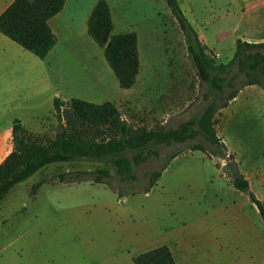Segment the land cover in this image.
I'll list each match as a JSON object with an SVG mask.
<instances>
[{
	"label": "rangeland",
	"instance_id": "rangeland-1",
	"mask_svg": "<svg viewBox=\"0 0 264 264\" xmlns=\"http://www.w3.org/2000/svg\"><path fill=\"white\" fill-rule=\"evenodd\" d=\"M110 1L116 29L140 38L135 86L119 88L104 56L92 53L97 46L89 39L81 44L91 53L86 61L71 58L59 45L60 92L76 98L100 95L118 108L127 131L85 135L95 144L108 136L151 133L158 138L140 164H135V148L118 144L108 154L96 149L91 157L50 165L21 183L0 204V264H134L133 257L160 246L170 249L176 264H214L218 257L225 264L232 252L218 246V234L239 228L234 213L246 216L250 225L256 221L246 196L225 174L235 161L218 135L236 146L248 141L259 148L264 89L250 85L254 78L239 75L236 64L221 75L209 68L202 73L195 42L186 41L164 0ZM194 1L191 14L181 9L187 22L196 34L194 22L224 36L225 42L214 47L218 59L209 48L212 55L207 51L206 56L226 63L234 52V2ZM256 21L264 23V12ZM214 76L218 83L212 88L206 78ZM241 91L231 108V96ZM74 133L79 136L81 130ZM97 172L107 174L101 183L94 182Z\"/></svg>",
	"mask_w": 264,
	"mask_h": 264
},
{
	"label": "trees",
	"instance_id": "trees-1",
	"mask_svg": "<svg viewBox=\"0 0 264 264\" xmlns=\"http://www.w3.org/2000/svg\"><path fill=\"white\" fill-rule=\"evenodd\" d=\"M65 2L66 0H14L0 14V33L38 59L45 60L57 43L48 21L62 11ZM164 2L186 41L190 42L191 39L195 42L199 67L205 69L201 71L202 73H206V68H209L210 71H217V74L221 75L229 66L236 64L239 75L246 79L254 78V84L250 85H260L264 89V43L237 41L234 56L227 65L219 63L216 58L210 60L205 53L208 49L202 46L197 34L187 22L178 0H164ZM87 36L97 48L103 50L104 59L119 88L123 90L133 88L141 65L137 33L130 31L113 34L111 12L106 0H98L91 11L87 20ZM252 50L254 52L249 53ZM208 52L212 55L210 51ZM213 78L206 79L207 83L215 88L218 78L217 76ZM222 80L220 84L223 83ZM220 88L222 90L221 85ZM236 95L237 93L233 94L230 100ZM62 107L64 109L61 112ZM53 109L62 132L50 141H42L39 137L31 139L19 124H14L12 132L14 150L0 164V203L17 184L26 181L47 165L91 157L96 149H104V153L108 154L109 149L118 144H123L127 149L135 148V164H140L149 158L147 150L158 138L147 133L140 136H108L107 141L102 140L99 144L89 141L90 136L85 135L91 132L125 134L127 131L118 108L109 101L94 104L75 98L67 102L55 99ZM67 129L70 130L69 133ZM75 129L81 130V135H76ZM217 143L220 144V140L211 144L216 147ZM220 146L224 149L223 144ZM229 159H232L231 156ZM225 174L233 188L245 194L256 206L264 222V207L249 192L248 182L239 173L236 164L233 168L227 169ZM160 175V172L153 174L148 190L156 184ZM103 177H107L105 172H97L94 182L101 183ZM39 186L38 184L32 187V194ZM132 261L134 264H176L170 249L166 246L145 251L133 257Z\"/></svg>",
	"mask_w": 264,
	"mask_h": 264
},
{
	"label": "crops",
	"instance_id": "crops-1",
	"mask_svg": "<svg viewBox=\"0 0 264 264\" xmlns=\"http://www.w3.org/2000/svg\"><path fill=\"white\" fill-rule=\"evenodd\" d=\"M13 1L0 0V14ZM97 1L66 0L62 11L48 21L49 27L57 38V43L45 60L38 59L0 33V164L14 150L12 138L14 124H19L29 135L48 136L53 139L58 134L60 122L57 120L53 109L55 99L67 102L75 98L94 104L108 101L107 99L101 101L100 95L83 94L76 98L73 93L66 90L60 92L62 81L60 76H55L57 70L56 55L59 45L63 46L64 51L73 59L80 61L91 59V53L86 54L81 44L90 43V38L87 36V20ZM106 1L111 12L113 34L128 32H120L116 29L112 3L110 0ZM232 1L235 4L234 9H232L235 19L231 22L233 24L231 36L233 37L234 52L226 63L233 58L237 41L253 44L264 43V23L256 21L264 12V0ZM194 2V0H178L181 9L186 10V15L192 13ZM193 24H195V31L200 43L211 49L213 55L218 59V53L214 47L225 42L224 36L218 33L212 34L207 29L204 31L197 26V22ZM137 37L139 48L138 33ZM92 53L97 57L103 55V50L96 47V49H92ZM241 95L242 91L230 101L229 106L231 108L239 101ZM218 136L229 152L228 155L235 161L239 173L248 182L249 192L264 207V143L255 149V145L253 146L248 141L246 143L239 142L236 146L233 145L234 143L230 138L225 139L222 134ZM50 165L42 169H47ZM21 183L17 184L11 191ZM246 199L249 202L248 205L254 209L253 215L256 223L250 225L246 216L234 213V220L240 222L239 228H234L227 234H218V246L232 252L231 261H225V264H264V222L256 206L247 196ZM245 203L247 204V202ZM233 207H237L236 203ZM251 226L255 227L252 228ZM214 264L224 263L218 257Z\"/></svg>",
	"mask_w": 264,
	"mask_h": 264
},
{
	"label": "built area",
	"instance_id": "built-area-1",
	"mask_svg": "<svg viewBox=\"0 0 264 264\" xmlns=\"http://www.w3.org/2000/svg\"><path fill=\"white\" fill-rule=\"evenodd\" d=\"M64 107L61 108V112L63 111Z\"/></svg>",
	"mask_w": 264,
	"mask_h": 264
},
{
	"label": "water",
	"instance_id": "water-1",
	"mask_svg": "<svg viewBox=\"0 0 264 264\" xmlns=\"http://www.w3.org/2000/svg\"><path fill=\"white\" fill-rule=\"evenodd\" d=\"M205 53L207 54V51H205Z\"/></svg>",
	"mask_w": 264,
	"mask_h": 264
}]
</instances>
